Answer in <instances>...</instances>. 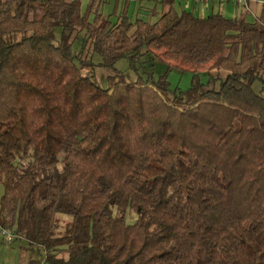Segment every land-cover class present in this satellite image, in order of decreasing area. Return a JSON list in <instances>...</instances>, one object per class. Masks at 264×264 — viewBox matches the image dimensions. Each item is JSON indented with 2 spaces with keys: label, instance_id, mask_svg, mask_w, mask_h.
I'll return each instance as SVG.
<instances>
[{
  "label": "trees",
  "instance_id": "trees-1",
  "mask_svg": "<svg viewBox=\"0 0 264 264\" xmlns=\"http://www.w3.org/2000/svg\"><path fill=\"white\" fill-rule=\"evenodd\" d=\"M107 1L0 0V228L29 264H264V8L153 0L151 22ZM92 51L138 78L102 87ZM146 53L189 87L140 74Z\"/></svg>",
  "mask_w": 264,
  "mask_h": 264
},
{
  "label": "rangeland",
  "instance_id": "rangeland-1",
  "mask_svg": "<svg viewBox=\"0 0 264 264\" xmlns=\"http://www.w3.org/2000/svg\"><path fill=\"white\" fill-rule=\"evenodd\" d=\"M83 11H86L87 6L90 0H81ZM234 4L229 5L231 8ZM175 8L180 11L181 9L191 10V5L184 3L181 0H176L174 4ZM100 9L101 13L104 15H111L112 20H117L118 15L121 14L124 10H127V14L131 21H135L137 18H141L144 20H149L151 22L158 19L161 12V5L153 0H130L128 5L125 4V0H119L117 2H112L108 0L105 3H97V7ZM154 10L155 13H152ZM196 15L207 16L210 14V11H201L195 12ZM95 12L91 14V19L94 18ZM237 17L239 15H231V17ZM227 17H229L227 15ZM246 19L249 21L254 20V17L251 14H246ZM61 28L57 29V35H60ZM86 34L84 31L80 32L77 36L73 44V49L75 52L82 51L83 47L86 43ZM90 58H92L93 62L96 66V81L104 88L108 87V77L110 74H113L117 71H122L125 74L126 80L131 82L135 81L138 78V73L131 69L129 66V61L127 58L120 59L116 65L115 69L111 70L103 67L100 63L102 62V56L96 52L90 53ZM153 55L151 53H146L142 56L141 60L146 62L142 69H140L139 73L142 72H152L154 78L162 75L164 72H168L167 79L170 83L171 88H180L185 90L189 87L192 73L185 70H180L177 68H169L167 64L152 59ZM199 78L202 82L207 81V70L201 69L198 72ZM4 192L3 187H0V199ZM64 219H68V217L63 216ZM12 233L11 231L4 232L0 228V264H29V260L32 255V251L29 248V244L25 240H7V234ZM33 257L38 259H42V255L38 252L33 253ZM46 264V263H40Z\"/></svg>",
  "mask_w": 264,
  "mask_h": 264
},
{
  "label": "crops",
  "instance_id": "crops-1",
  "mask_svg": "<svg viewBox=\"0 0 264 264\" xmlns=\"http://www.w3.org/2000/svg\"><path fill=\"white\" fill-rule=\"evenodd\" d=\"M110 1L115 2V0ZM181 1L188 4L189 6L191 5V10L194 12V14H196L195 12L201 13V11H210V14L220 12L226 17L227 15L231 17V15H240L245 12L256 18L259 16L262 8H264V0H250L245 5H241L233 1L219 2L216 0H210L207 4H195L191 1ZM231 4H234L232 8L229 6Z\"/></svg>",
  "mask_w": 264,
  "mask_h": 264
},
{
  "label": "built area",
  "instance_id": "built-area-1",
  "mask_svg": "<svg viewBox=\"0 0 264 264\" xmlns=\"http://www.w3.org/2000/svg\"><path fill=\"white\" fill-rule=\"evenodd\" d=\"M184 1H191L195 4H199V3L207 4L210 0H184ZM216 1H219V2L233 1V2H236L238 4L245 5L250 0H216ZM13 239H14V235L12 233H8L7 234V240L12 241Z\"/></svg>",
  "mask_w": 264,
  "mask_h": 264
}]
</instances>
